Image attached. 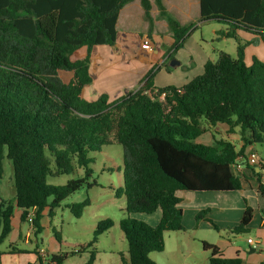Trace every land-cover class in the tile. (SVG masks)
<instances>
[{"label": "trees", "instance_id": "obj_1", "mask_svg": "<svg viewBox=\"0 0 264 264\" xmlns=\"http://www.w3.org/2000/svg\"><path fill=\"white\" fill-rule=\"evenodd\" d=\"M137 0H0V245L13 231L14 207L21 221L35 211L36 237L43 230V213L52 218L55 209L84 186L93 188L91 153L118 144L123 154V187L116 197H126L127 218L120 223L128 243L129 258L121 264H158L150 259L165 249L167 232L185 231L180 192H234L243 187L244 175L234 166L246 148L264 145V61L245 62V31L264 43V0H200V22L226 24L219 31L238 41L237 56L221 52L209 60L204 72L184 86H154L155 72L136 92L110 100L106 94L89 101L90 53L96 46H117V22L121 10ZM149 32L154 30L151 0H138ZM161 19L174 39L172 50L183 48L193 25H183L168 14L162 0H155ZM83 48L88 55L73 57ZM218 125L240 135L242 147L229 139L213 137L212 145L198 142ZM213 132V131H212ZM12 162L16 195H1L4 160ZM84 176L55 186L49 178ZM264 196V185H259ZM89 199L69 206L81 218ZM49 209V211H46ZM161 213L152 226L136 215ZM202 210L196 220L207 221ZM253 209L247 207L230 234H250ZM113 227L99 222L92 242ZM57 240L59 233L54 231ZM209 264H243L226 258L215 245L203 242ZM18 251V250H17ZM81 253V252H80ZM97 251H90L94 264ZM73 253L46 256L49 264H64ZM33 264V263H29ZM42 264V263H41ZM264 264V262L262 263Z\"/></svg>", "mask_w": 264, "mask_h": 264}, {"label": "crops", "instance_id": "obj_2", "mask_svg": "<svg viewBox=\"0 0 264 264\" xmlns=\"http://www.w3.org/2000/svg\"><path fill=\"white\" fill-rule=\"evenodd\" d=\"M151 1L153 3L151 14L155 24L153 32H149L148 22L144 16V9L140 1L137 0L126 5L120 12L116 26L118 32L117 46H96L92 49L90 53V75L93 82L85 90V96L89 101H95L103 94L108 95L110 100H115L130 92H136L148 79L151 71L155 72L154 86L157 88L171 85L184 86L204 72V66L211 58L202 51L204 50L203 47L196 42L193 45H196L202 51L201 53L198 49L201 53L198 63L190 57L187 62L189 68L192 69L189 72L190 76L184 74L180 82L179 79H175V71H178L179 68L185 65L184 61L187 55L182 54V49L179 50L176 57L179 64L171 65L170 61L174 55V51L172 50L174 39L169 31L167 21L161 19L159 16L160 13L155 0ZM162 1L171 17L183 25H193L187 40L194 34L196 29L203 26L202 24L204 23L200 22V0ZM244 36L248 37V35ZM145 43H149L150 49L142 48ZM83 49L86 51L81 54L79 59H83L88 55V50L86 48ZM258 53L263 54L261 47H259ZM252 56L253 52L249 56L250 60H246L247 65H251ZM197 69L198 74L192 76V73ZM218 126H223L227 132L229 131V127L226 125ZM232 135H235V137L231 136V138L224 139L234 142L238 149H240L243 143L240 141L239 133L236 131ZM200 143L212 145V143L206 144L202 141ZM252 154H256L258 160L252 161L250 159ZM238 164L241 167L239 172L244 175L242 189L234 191L237 195L231 201L221 196V205L209 207L211 212L207 215V218L211 219L219 227L220 232L216 231L209 222L204 220L198 222L196 220L197 214L201 212L200 208L196 207L194 211H190L194 219L191 229L193 232H200L201 234L198 233V235L194 236L186 235L185 233L189 232V229H187L185 224L186 211H183L185 231L167 232L165 234L164 251L153 254H166L168 252V255L158 257L156 263L172 264L171 260L179 254L185 257L183 264H209L210 253L204 251V249L201 252L195 250V245L193 247L195 242H198L201 246L203 242L215 245L224 257H239L242 259L243 264H262L264 262V196L259 192V185H264V148L260 149L257 145L246 148L244 156L239 158ZM247 207L253 209V218L249 225V237L246 240L241 237H232L233 239L229 236L227 238L224 237V231L230 232V229L239 224ZM157 213H159L158 223L161 213L159 211ZM21 214L22 211H15L12 233L15 232L16 228L22 233V224L24 222L21 221ZM34 214L35 211H29L28 220L25 222L28 224L25 242L30 244L34 237L37 246L34 250L18 249V252H13V254L8 252V255L11 256L10 261L13 264H45L46 256L61 253L53 251L50 254L38 247L39 240L36 237V228L32 225ZM46 214L47 212H44L43 217ZM182 233L183 235H181ZM250 240L253 241V244L249 242ZM168 241H170L169 247ZM84 251L82 247L72 251L71 253L74 255L69 256L64 264H88L89 259L81 255ZM172 254L173 257L171 256ZM195 255L201 257L200 261L195 258ZM94 264H97V260Z\"/></svg>", "mask_w": 264, "mask_h": 264}, {"label": "rangeland", "instance_id": "obj_3", "mask_svg": "<svg viewBox=\"0 0 264 264\" xmlns=\"http://www.w3.org/2000/svg\"><path fill=\"white\" fill-rule=\"evenodd\" d=\"M194 31L189 39L185 42L182 49V54L187 55L184 61L185 65L175 71V79L181 81L184 74L187 76L192 70L189 68L187 62L190 57L198 63L201 57L202 51L206 53L212 60L216 61L221 52L228 53L233 57L237 56L238 41L232 38H224L220 35L219 31L226 30L227 25L221 24L215 21L206 22L202 24ZM248 35V37L244 36ZM241 42L245 45V62L250 60V54L253 52L252 58H257L264 61V44L259 41V37L240 31L239 33ZM253 37V38H252ZM200 44L204 50L201 51L195 43ZM261 47L263 54L258 53V49ZM179 49V50H181ZM200 50V52L198 51ZM178 50V51H179ZM85 49L80 50L73 59H79L81 54L85 53ZM177 51V52H178ZM174 53L172 60L179 62L176 57L178 53ZM171 60V61H172ZM170 61V62H171ZM169 62V64H170ZM198 74V69L192 73V76ZM223 126L210 129L205 135H203L198 142H204L206 144H213L212 135L217 138H231L235 135L229 134ZM213 131V132H212ZM260 149L264 148V145H257ZM123 148L118 144L103 148L101 152H94L90 154V157L94 159V164L91 165L93 170L92 178L90 182L95 180L97 185L93 188L84 186L80 191L76 192L68 199L61 203V206L55 209L54 217H50L46 214L41 221L43 230L38 234V247L46 252H65L71 253L72 251L81 248L82 246L89 244L95 237L97 231V225L99 222L111 220L113 227L105 234L98 236L96 243L92 248L86 249L81 253L85 258L90 259V251L96 250L97 264H121V256L129 258L128 243L121 230L120 223L123 219L127 218L126 214V197H116V190L123 187ZM84 176L83 170H76L73 175H63L58 178H49L48 183L55 186L65 185L68 181ZM1 195L6 201L13 200L16 195V189L14 185V168L13 164L7 158L4 160V177L1 182ZM237 195L233 193H218V192H181L179 196L183 199L181 207L183 211H186L185 224L189 232L185 234L198 235L200 232H193L191 224L194 221L190 211H194V208L199 207L200 210H205L213 206L221 205L220 197L223 196L229 201ZM89 199L90 205L85 209V212L81 218H76L69 208V206L77 203H82ZM14 211H21L17 206L14 207ZM46 211H49L47 209ZM158 214L153 215H136L134 216L138 220L144 221L152 226L157 224ZM28 230V224H22V233L16 228L15 232L8 236V238L0 245V264H13L10 261V255L8 252H18L17 250H34L37 246L36 239L32 238V242L27 244L26 232ZM54 231L60 234L61 241L57 240ZM201 234V233H200ZM173 235V234H171ZM183 235V233L181 234ZM230 237L231 239L238 237L247 239L248 234L240 236H232L229 232L224 231V237ZM233 237V238H232ZM170 241H168V247ZM195 250L203 251V245L195 242ZM169 251V250H168ZM166 254H151L150 259L156 262L158 257H165ZM51 256V255H50ZM173 257V254L171 255ZM194 258V257H193ZM195 258L199 259V255H195ZM185 257L177 255L172 264H183ZM16 264V263H15Z\"/></svg>", "mask_w": 264, "mask_h": 264}, {"label": "built area", "instance_id": "obj_4", "mask_svg": "<svg viewBox=\"0 0 264 264\" xmlns=\"http://www.w3.org/2000/svg\"><path fill=\"white\" fill-rule=\"evenodd\" d=\"M142 48H143V49H150V45H149V43H145V44L142 46ZM250 159H251L252 161H256V160H258V157H257L256 154H252L251 157H250ZM240 169H241V167H240V165H239L238 162H237L236 165L234 166V170H235L236 172H238V171H240ZM249 242H250L251 244H253V241H252V240H250ZM45 264H49V263L47 262V259H45Z\"/></svg>", "mask_w": 264, "mask_h": 264}, {"label": "water", "instance_id": "obj_5", "mask_svg": "<svg viewBox=\"0 0 264 264\" xmlns=\"http://www.w3.org/2000/svg\"><path fill=\"white\" fill-rule=\"evenodd\" d=\"M174 64H179L176 60L171 61V65L174 66Z\"/></svg>", "mask_w": 264, "mask_h": 264}]
</instances>
